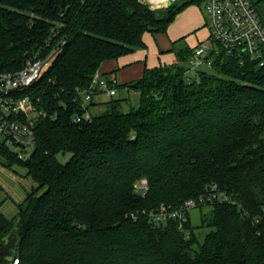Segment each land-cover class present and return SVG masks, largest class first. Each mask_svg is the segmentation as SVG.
I'll return each instance as SVG.
<instances>
[{"label":"trees","instance_id":"16d2710c","mask_svg":"<svg viewBox=\"0 0 264 264\" xmlns=\"http://www.w3.org/2000/svg\"><path fill=\"white\" fill-rule=\"evenodd\" d=\"M250 1L264 22V0ZM202 2L0 0V73L45 54L46 41L60 43L23 91L46 111L32 148L20 157L0 142V164L25 169L36 184L13 219L0 208V264H264V64L221 50L188 71L193 51L184 49L176 63L117 81L114 95L92 101L103 91L91 84L103 62L143 47L145 32L164 31L184 6ZM141 179L144 197L134 187ZM213 185L228 199L194 207L196 225L189 210L183 229L140 216Z\"/></svg>","mask_w":264,"mask_h":264},{"label":"built area","instance_id":"2783aa9c","mask_svg":"<svg viewBox=\"0 0 264 264\" xmlns=\"http://www.w3.org/2000/svg\"><path fill=\"white\" fill-rule=\"evenodd\" d=\"M148 4L152 9L162 8L163 3L169 0H138ZM174 2L175 0H171ZM205 24L209 29L210 43H199L194 47L190 58V70H196L210 64L206 54L219 53L224 50L235 55H247L259 65L264 64V22L256 7L250 0H204ZM45 54L36 53L33 58L17 71H5L0 73V142L11 150L21 153L30 150L34 142V122L41 116H46V111L39 109L34 98L23 92L39 78L45 68L50 65L51 59L60 47V43L51 45ZM232 50V51H230ZM39 54V55H38ZM117 80H108L96 71L91 84L103 90L106 95L116 93ZM81 92V103L87 104L92 99L93 91ZM83 119L89 120L90 114L86 112ZM74 120H79L75 116ZM140 196L144 197L148 191L146 179H141L134 185ZM208 195H200L187 199L183 205L161 204L157 208L142 209L140 216L157 226L165 225L170 220H175L177 227L183 229L187 221V211L205 202H212L214 198L227 200V195L221 192L216 185L207 188ZM139 213L131 215L133 220L138 218ZM6 264H17V258H10Z\"/></svg>","mask_w":264,"mask_h":264},{"label":"crops","instance_id":"0c3cea01","mask_svg":"<svg viewBox=\"0 0 264 264\" xmlns=\"http://www.w3.org/2000/svg\"><path fill=\"white\" fill-rule=\"evenodd\" d=\"M194 4L199 3H190L184 6L164 31L155 34L145 32L142 36L143 47L136 48L117 59L103 62L98 68V72L103 75L108 74L107 76L115 78L118 83H127L141 77L145 69L176 63L179 54H181L179 52H184V49L193 51L194 47L199 43L209 44L210 41L208 39L210 37L209 30L205 24L203 2L202 7L200 4L199 7ZM207 32L208 39L202 41L205 39ZM194 34L196 42L190 46L189 44H191L190 41ZM128 95L126 92H121L122 97H127ZM107 98L108 95L104 91L97 90L93 94L92 101L101 102Z\"/></svg>","mask_w":264,"mask_h":264},{"label":"rangeland","instance_id":"374dc122","mask_svg":"<svg viewBox=\"0 0 264 264\" xmlns=\"http://www.w3.org/2000/svg\"><path fill=\"white\" fill-rule=\"evenodd\" d=\"M186 0H177L176 4H182ZM148 5V4H147ZM196 7H199V4H194ZM202 7V3L200 4ZM263 5L259 4V7L261 8ZM160 8V7H158ZM154 8V9H158ZM203 8V7H202ZM204 11V9H203ZM205 13V11H204ZM183 20V19H182ZM181 20V21H182ZM209 30V29H208ZM195 34L192 36L191 44L192 46L196 40ZM208 39V32L205 36V39L202 41H205ZM210 41V39H208ZM188 66V62L186 64ZM46 69V68H45ZM44 69V70H45ZM117 96H121V92H118ZM130 101L133 103L134 106L138 105V96L136 93H133L132 91L129 93ZM110 98V97H108ZM114 98V97H112ZM97 109H100L97 107ZM122 109L125 111L129 109L126 105L122 106ZM92 114H97L98 111L95 108L91 109ZM32 148V147H31ZM30 148V149H31ZM28 152L23 151L21 153V157H24L27 155ZM14 171L9 170L2 164H0V208L2 212L8 217L13 219L17 214V205L21 203L24 199V197L32 192V190L35 188L36 184L33 183L28 177L24 176L25 169L23 168H14ZM44 187H41L39 189H36L34 192V195H39L44 191ZM208 207H203L202 211H207ZM189 217L191 220L192 225L198 224L199 221V211L198 208H193L189 210Z\"/></svg>","mask_w":264,"mask_h":264},{"label":"water","instance_id":"95a60500","mask_svg":"<svg viewBox=\"0 0 264 264\" xmlns=\"http://www.w3.org/2000/svg\"><path fill=\"white\" fill-rule=\"evenodd\" d=\"M171 4H172V1L169 0V1L165 2V3H163V7L167 8V7L171 6ZM230 51H232V50H230Z\"/></svg>","mask_w":264,"mask_h":264},{"label":"bare ground","instance_id":"6f19581e","mask_svg":"<svg viewBox=\"0 0 264 264\" xmlns=\"http://www.w3.org/2000/svg\"><path fill=\"white\" fill-rule=\"evenodd\" d=\"M153 1H158V0H153Z\"/></svg>","mask_w":264,"mask_h":264}]
</instances>
